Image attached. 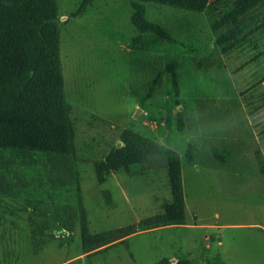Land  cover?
<instances>
[{"label": "rangeland", "instance_id": "374dc122", "mask_svg": "<svg viewBox=\"0 0 264 264\" xmlns=\"http://www.w3.org/2000/svg\"><path fill=\"white\" fill-rule=\"evenodd\" d=\"M234 1L202 12L144 3L168 41L132 25L128 0H57L76 156L24 154L16 167L0 155V264H153L172 254V263L264 264V0L243 41L219 46L224 29L212 25ZM123 129L177 152L188 227L108 249L171 198L162 154L98 181L95 162L123 146ZM84 228L114 232L87 251L97 239Z\"/></svg>", "mask_w": 264, "mask_h": 264}, {"label": "trees", "instance_id": "16d2710c", "mask_svg": "<svg viewBox=\"0 0 264 264\" xmlns=\"http://www.w3.org/2000/svg\"><path fill=\"white\" fill-rule=\"evenodd\" d=\"M128 1L133 8L132 25L141 33L152 31L168 41L173 39L160 25L145 19L144 3L192 12H202L210 4V0ZM261 2L263 0L234 1L231 9L212 25L214 31L224 29L215 35V43L229 46L243 41L247 14ZM56 16L57 0H0V155L8 156L11 166L13 163L16 167L22 166V162L17 164L16 160L24 154L64 159L76 156L72 104L63 92ZM173 81L175 83L174 74ZM179 129H183L181 121ZM120 139L123 146H111L105 157L95 162L98 181L104 182L110 172L127 170L130 165L149 156L162 154L167 162L171 198L163 205L161 213L141 220L138 227L141 231L184 224V197L177 152L130 129H123ZM127 229L118 228L116 232L122 234ZM113 232L89 236L84 228L85 238L97 239L95 246L87 251L101 248L103 244L99 239L106 240ZM153 264L190 263L186 259L172 263L164 257Z\"/></svg>", "mask_w": 264, "mask_h": 264}, {"label": "crops", "instance_id": "0c3cea01", "mask_svg": "<svg viewBox=\"0 0 264 264\" xmlns=\"http://www.w3.org/2000/svg\"><path fill=\"white\" fill-rule=\"evenodd\" d=\"M185 199V197H184ZM186 212H185V223L184 224H180V225H166V226H162V227H157V228H151V229H147V230H141V231H136V232H133L132 234H130L129 236L125 237L123 240H120V241H117V242H114V243H111V244H108L107 248L109 249V247H115L114 245L116 244H119L121 241H125L126 243H128V240L133 237V236H136L137 234L141 233V232H151V231H157L159 229H165V228H179V227H188L187 223H186ZM193 227V226H192ZM9 236L10 238H12V236L14 237V239H16L17 237V232L14 230V232H12V230H9ZM15 247H13V250H14ZM129 248V246H128ZM12 249V247L10 248ZM103 248H99V250H102ZM130 249V248H129ZM98 249L96 251H99ZM95 251V252H96ZM171 261L175 259V255L172 254L170 255V258H169ZM67 263V262H66Z\"/></svg>", "mask_w": 264, "mask_h": 264}]
</instances>
